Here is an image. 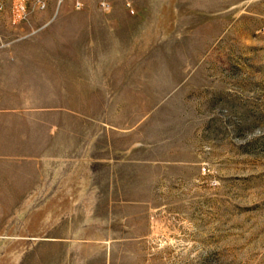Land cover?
Returning a JSON list of instances; mask_svg holds the SVG:
<instances>
[{"label":"rangeland","instance_id":"obj_1","mask_svg":"<svg viewBox=\"0 0 264 264\" xmlns=\"http://www.w3.org/2000/svg\"><path fill=\"white\" fill-rule=\"evenodd\" d=\"M0 264H264V0H1Z\"/></svg>","mask_w":264,"mask_h":264},{"label":"built area","instance_id":"obj_2","mask_svg":"<svg viewBox=\"0 0 264 264\" xmlns=\"http://www.w3.org/2000/svg\"><path fill=\"white\" fill-rule=\"evenodd\" d=\"M0 5H1V0H0ZM78 6H79V4H77ZM129 4H127V6H128ZM100 6H101V8L102 9H104V10H109V8H110V4L107 2V1H102L101 3H100Z\"/></svg>","mask_w":264,"mask_h":264}]
</instances>
